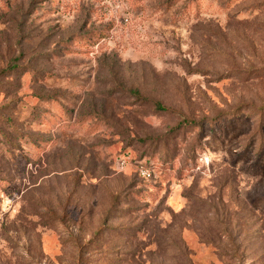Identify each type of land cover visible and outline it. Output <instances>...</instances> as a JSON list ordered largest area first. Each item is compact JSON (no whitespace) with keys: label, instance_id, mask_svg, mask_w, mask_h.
Instances as JSON below:
<instances>
[{"label":"rangeland","instance_id":"obj_1","mask_svg":"<svg viewBox=\"0 0 264 264\" xmlns=\"http://www.w3.org/2000/svg\"><path fill=\"white\" fill-rule=\"evenodd\" d=\"M0 264H264V0H0Z\"/></svg>","mask_w":264,"mask_h":264},{"label":"built area","instance_id":"obj_2","mask_svg":"<svg viewBox=\"0 0 264 264\" xmlns=\"http://www.w3.org/2000/svg\"><path fill=\"white\" fill-rule=\"evenodd\" d=\"M124 165V161L123 160H119L118 161V166H123ZM138 172H139V175L144 177V178H148L150 177V170L144 166H140L138 168Z\"/></svg>","mask_w":264,"mask_h":264}]
</instances>
